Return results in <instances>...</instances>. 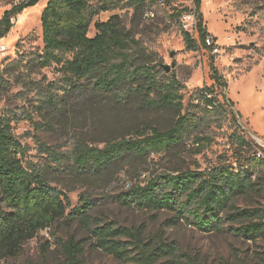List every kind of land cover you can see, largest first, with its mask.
Returning a JSON list of instances; mask_svg holds the SVG:
<instances>
[{
  "label": "trees",
  "instance_id": "16d2710c",
  "mask_svg": "<svg viewBox=\"0 0 264 264\" xmlns=\"http://www.w3.org/2000/svg\"><path fill=\"white\" fill-rule=\"evenodd\" d=\"M41 1L26 0L7 11L0 20V40L11 32L13 18ZM153 3L154 0L46 3L41 15L44 48L33 59L35 68L57 67L67 95L84 86V82L90 83L103 108L117 117L129 108L152 107L170 110L172 120L163 129L152 121L143 123L132 133L104 141L103 148L77 141L70 151L59 153L42 144L41 152L48 154L46 163L26 166L28 148L12 128L16 118L0 114V264L20 256L28 242L46 230H55L65 220L77 221L88 230L92 249L126 264H204L177 242L168 240L163 232L147 236L145 225L122 226L97 214L98 200L89 194L83 195L81 203L68 214L71 189L64 185L67 178L73 183L89 184L112 179L128 167L141 170L152 155L185 151L194 129L221 122L234 108L231 100L222 103L213 88L199 93L203 117L185 107L182 84L176 77H167L164 68L156 64L155 55L136 40L133 28L140 26L149 10L154 11ZM201 4L202 0H194L199 40L183 31L188 51L210 49ZM125 8L134 11L132 28L127 29L122 16L113 15L106 22L96 21L97 34L89 37L96 17ZM183 12L176 10L174 16L181 18ZM22 65L16 60L11 67L20 70ZM6 72L0 70V90L8 92ZM214 78L218 87L228 88L220 77ZM48 97L44 104L59 103L56 96ZM209 141L196 137L194 144L200 147L195 152L200 153ZM231 143L235 148L232 162L223 161L205 170L153 174L110 199L126 209L171 214L170 226L183 221L204 232H227L254 244L264 241V159L257 158L256 144L241 131L231 137ZM242 201L248 203L241 206ZM55 233L56 247L63 255L60 264H85L86 242L73 236L64 239ZM52 247L46 242L44 253ZM257 258L259 264H264V252Z\"/></svg>",
  "mask_w": 264,
  "mask_h": 264
},
{
  "label": "rangeland",
  "instance_id": "374dc122",
  "mask_svg": "<svg viewBox=\"0 0 264 264\" xmlns=\"http://www.w3.org/2000/svg\"><path fill=\"white\" fill-rule=\"evenodd\" d=\"M26 0H0V20L5 13ZM48 0H42L35 7L25 9L13 18L11 32L0 43L8 47L0 55L7 70L4 75L10 87L8 92L0 90V114H13L16 118L12 125L15 135L28 148L24 160L26 166L46 163L48 154L41 152L42 144L59 153H67L77 143L103 148L104 141L119 138L134 132L143 123H153L165 128L172 120V112L166 109L129 108L122 117L103 108V103L92 86H84L67 95V87L61 80L57 67L38 69L33 59L43 51L41 15ZM156 2V3H155ZM155 17H143L139 27L133 28L136 40L140 41L148 53L157 58L156 64L164 68L167 77H176L182 84L184 105L198 117H203L199 93L202 89L213 88L222 103L231 100L234 108L221 122L194 129L187 141L186 150L171 155H152L143 169L135 171L128 167L124 172L106 181L89 184L73 183L67 178L64 185L68 192L71 210L81 203L83 195H91L98 200L96 213L116 221L122 226L147 227V236L165 233L170 241L177 242L181 248L204 264H259L257 254L264 252V241L256 244L247 242L231 233L204 232L181 222L177 226L168 223L171 214L126 209L114 196L129 190L138 181H145L153 174L175 170H205L223 161L232 162L235 148L231 137L243 132L248 140L254 141L264 154V0H202L201 15L209 36L214 39L213 48L201 47L198 51H188L185 46L182 17L194 10V0H154L151 5ZM177 11H185L181 18L175 17ZM113 15L123 17L127 29L133 27L134 11L122 9L102 13L91 26L89 37L97 31L96 21L106 22ZM199 40L198 32L193 34ZM219 52H215V49ZM23 62L20 70L11 64ZM166 66L170 71H166ZM218 76L228 84L220 88L216 83ZM51 84L54 87H51ZM49 94L58 99L55 106L44 104ZM64 99L66 102H63ZM196 137L210 141L200 153L194 144ZM141 175V177H140ZM52 186L56 187L55 183ZM248 202H240L241 206ZM229 226V225H227ZM49 231V237L46 232ZM28 242L22 254L1 264H60L63 260L57 249L54 231L58 237L70 236L85 241V264H126L112 256L90 247V234L77 221H61L55 230L50 229ZM50 242L53 247L44 253L43 245ZM163 264H168L164 261Z\"/></svg>",
  "mask_w": 264,
  "mask_h": 264
},
{
  "label": "built area",
  "instance_id": "2783aa9c",
  "mask_svg": "<svg viewBox=\"0 0 264 264\" xmlns=\"http://www.w3.org/2000/svg\"><path fill=\"white\" fill-rule=\"evenodd\" d=\"M155 17V12L153 10H149L146 13V19H152ZM182 24L185 29V31L190 32L192 35L197 32V16L194 12V10L190 11L189 13H186L182 17ZM206 43L210 48H213L215 45L214 39L209 36L206 39ZM8 51V47L0 43V55L5 54ZM215 52H219V50L216 48ZM1 63V61H0ZM257 158L264 159V154L261 151H258ZM128 188H130L132 185L128 184ZM47 231V230H46ZM47 237H49V231L46 232Z\"/></svg>",
  "mask_w": 264,
  "mask_h": 264
},
{
  "label": "water",
  "instance_id": "95a60500",
  "mask_svg": "<svg viewBox=\"0 0 264 264\" xmlns=\"http://www.w3.org/2000/svg\"><path fill=\"white\" fill-rule=\"evenodd\" d=\"M166 71L169 72L170 71V67L166 66Z\"/></svg>",
  "mask_w": 264,
  "mask_h": 264
}]
</instances>
